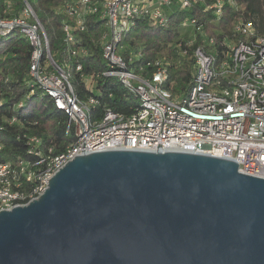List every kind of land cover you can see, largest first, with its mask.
Listing matches in <instances>:
<instances>
[{"label":"built area","instance_id":"obj_1","mask_svg":"<svg viewBox=\"0 0 264 264\" xmlns=\"http://www.w3.org/2000/svg\"><path fill=\"white\" fill-rule=\"evenodd\" d=\"M0 2L4 15L17 12L16 17H0V36L17 31L27 39L32 47L31 84L67 116V132L73 128L75 137L65 153L55 157H42L41 140L27 137L26 153L36 159L0 162V211L37 199L53 175L74 157L106 150H159L225 158L234 161L240 173L264 179V36L256 33L251 21H235L232 33L238 40L223 39L220 50L196 26V19L183 23L189 27L185 29L190 31L187 38L170 45L182 57L187 56L182 43L191 46L195 32L206 40L190 56L193 79L185 95H174L163 87L168 80L166 61L148 64L151 73L145 74L134 63L140 54L130 53L126 60L122 55V43L137 21L163 28L171 15L194 6H202L204 13L211 11L218 18L223 6L236 9L235 0H64L56 12L62 16L63 55L68 62L60 65L49 53L46 33L30 2ZM90 18L101 29L96 41L106 64L101 76L117 80L138 101L128 116L102 104L95 84L99 75H84L76 62L90 55L80 39ZM72 68L86 90L97 96L82 100L74 94L69 81ZM97 108H102V115L92 119Z\"/></svg>","mask_w":264,"mask_h":264},{"label":"water","instance_id":"obj_2","mask_svg":"<svg viewBox=\"0 0 264 264\" xmlns=\"http://www.w3.org/2000/svg\"><path fill=\"white\" fill-rule=\"evenodd\" d=\"M0 264H264V179L208 155L82 154L0 211Z\"/></svg>","mask_w":264,"mask_h":264},{"label":"trees","instance_id":"obj_3","mask_svg":"<svg viewBox=\"0 0 264 264\" xmlns=\"http://www.w3.org/2000/svg\"><path fill=\"white\" fill-rule=\"evenodd\" d=\"M28 1L46 33L49 53L53 61L57 65L66 62L63 55L62 16L56 12V9L63 5L64 0ZM235 2L236 9L225 5L218 18L214 17L211 11L204 13L202 6H194L188 11L171 15L168 24L163 28H153L144 21H137L122 43L124 60L130 53L140 54L141 58L134 63L141 66L145 74L151 73L148 64L158 60L166 61L168 80L163 87L174 95H185L193 79L194 61L190 56L195 48L204 46L206 41L195 32V42L191 46L182 43V49L187 50L186 57H182L170 46L187 38L189 33L186 30L181 32V25L187 19H196V26H201V32L205 33L208 39L215 40L218 50H220L218 44L223 39L238 40L232 33V25L238 19L251 21L256 33L264 36V0H235ZM2 10L3 6L0 2L1 18L17 16V12L14 11V14L10 11L4 15ZM100 31L98 23L94 18H90L86 31L80 34L81 44L90 50V55L76 62L82 65L84 75H99L95 78V84L102 104H106V107L114 113L128 116L134 112L138 101L117 80L101 76L106 64L102 59L100 47L96 44ZM205 49L212 48L205 47ZM31 54L32 47L17 31L0 36L1 163L14 162L19 158L36 159L26 153L27 137H36L41 140L42 157L59 156L65 153L75 141L74 129L70 128L67 132V116L55 108L53 102L42 90L31 84L29 77ZM69 81L78 98L84 100L90 96H97L86 90L79 74H76L73 68ZM31 91L33 94H30ZM101 115L102 108H97L92 119L100 118Z\"/></svg>","mask_w":264,"mask_h":264},{"label":"rangeland","instance_id":"obj_4","mask_svg":"<svg viewBox=\"0 0 264 264\" xmlns=\"http://www.w3.org/2000/svg\"><path fill=\"white\" fill-rule=\"evenodd\" d=\"M263 13H264V10H263ZM187 25L185 24H183L182 26H181V32H185V31H182V30H185L186 28H188L189 29V27H186ZM186 32H190L189 30H186Z\"/></svg>","mask_w":264,"mask_h":264}]
</instances>
